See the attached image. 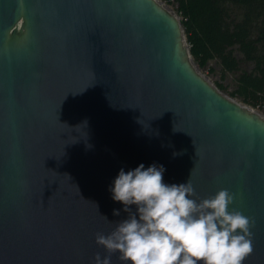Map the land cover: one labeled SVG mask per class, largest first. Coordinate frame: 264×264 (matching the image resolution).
I'll use <instances>...</instances> for the list:
<instances>
[{
    "label": "water",
    "instance_id": "95a60500",
    "mask_svg": "<svg viewBox=\"0 0 264 264\" xmlns=\"http://www.w3.org/2000/svg\"><path fill=\"white\" fill-rule=\"evenodd\" d=\"M140 164L198 201L233 193L243 264H264V118L197 72L179 19L156 0H0V264L103 258L96 234L128 215L110 189Z\"/></svg>",
    "mask_w": 264,
    "mask_h": 264
},
{
    "label": "clouds",
    "instance_id": "9594fccd",
    "mask_svg": "<svg viewBox=\"0 0 264 264\" xmlns=\"http://www.w3.org/2000/svg\"><path fill=\"white\" fill-rule=\"evenodd\" d=\"M164 171L156 164L119 171L110 191L128 215L111 233L96 234L107 255L96 253L94 264H112L117 253L121 264H243L253 253L251 220L229 210L234 194L221 189L198 201L190 179L169 185Z\"/></svg>",
    "mask_w": 264,
    "mask_h": 264
},
{
    "label": "trees",
    "instance_id": "16d2710c",
    "mask_svg": "<svg viewBox=\"0 0 264 264\" xmlns=\"http://www.w3.org/2000/svg\"><path fill=\"white\" fill-rule=\"evenodd\" d=\"M165 1L176 4L193 63L204 67L215 59L221 73L237 72L229 94L257 107L264 100V0ZM240 61L250 68L239 69Z\"/></svg>",
    "mask_w": 264,
    "mask_h": 264
},
{
    "label": "rangeland",
    "instance_id": "374dc122",
    "mask_svg": "<svg viewBox=\"0 0 264 264\" xmlns=\"http://www.w3.org/2000/svg\"><path fill=\"white\" fill-rule=\"evenodd\" d=\"M156 1L159 4H161L164 8L169 10L172 14H174L178 19L180 18L179 14L176 12V4L174 2H167L165 0H156ZM236 56L239 57V54L236 53ZM191 62L193 63L192 60ZM193 65L195 69L197 70V72L201 74V76H203L219 92L230 97L236 102L243 104L239 101L237 97L229 94V92L233 89L234 78L237 72L226 71V72L221 73L217 60L215 59L209 60L206 66L204 67H198L195 63H193ZM249 68H250V64L248 62H245V61L239 62V69H249ZM217 84H220L221 87H218ZM249 108H251L253 111L258 113L262 118H264V100L260 104H258L257 107H254V108L249 107Z\"/></svg>",
    "mask_w": 264,
    "mask_h": 264
}]
</instances>
